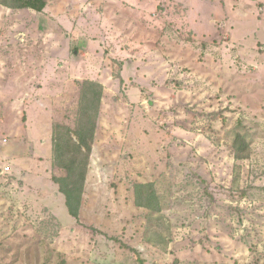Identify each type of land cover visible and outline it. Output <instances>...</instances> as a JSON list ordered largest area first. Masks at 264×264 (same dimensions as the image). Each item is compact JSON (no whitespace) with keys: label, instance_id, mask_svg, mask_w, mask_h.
<instances>
[{"label":"rangeland","instance_id":"374dc122","mask_svg":"<svg viewBox=\"0 0 264 264\" xmlns=\"http://www.w3.org/2000/svg\"><path fill=\"white\" fill-rule=\"evenodd\" d=\"M83 81L103 97L75 219L53 131ZM0 264H264V0L0 6Z\"/></svg>","mask_w":264,"mask_h":264},{"label":"trees","instance_id":"16d2710c","mask_svg":"<svg viewBox=\"0 0 264 264\" xmlns=\"http://www.w3.org/2000/svg\"><path fill=\"white\" fill-rule=\"evenodd\" d=\"M0 5L14 10L32 9L42 13L48 5V0H0ZM102 97V84L83 81L75 127L59 124L53 131L54 164L63 169L65 175L54 176L52 179L65 197L69 214L75 219L80 217ZM234 151L238 159L248 157L249 144L241 134L236 137ZM134 193L138 207L155 213L161 212V200L153 183L136 184Z\"/></svg>","mask_w":264,"mask_h":264},{"label":"crops","instance_id":"0c3cea01","mask_svg":"<svg viewBox=\"0 0 264 264\" xmlns=\"http://www.w3.org/2000/svg\"><path fill=\"white\" fill-rule=\"evenodd\" d=\"M49 2H50V0H48V5H49ZM48 5H47V7H48ZM0 6H2V5H0ZM2 7H4V6H2ZM47 7L45 8L44 12L47 10ZM4 8H6L7 10H9L10 12H15V15L17 14V11L26 10V9L14 10V9H9V8H7V7H4ZM30 10H32V9H30ZM33 11H34V10H33ZM44 12L39 13V14H43Z\"/></svg>","mask_w":264,"mask_h":264},{"label":"built area","instance_id":"2783aa9c","mask_svg":"<svg viewBox=\"0 0 264 264\" xmlns=\"http://www.w3.org/2000/svg\"><path fill=\"white\" fill-rule=\"evenodd\" d=\"M11 171H12V168H11L10 165H6V166L4 167V172H5V173L11 172Z\"/></svg>","mask_w":264,"mask_h":264}]
</instances>
